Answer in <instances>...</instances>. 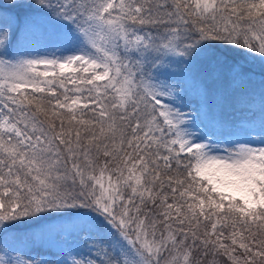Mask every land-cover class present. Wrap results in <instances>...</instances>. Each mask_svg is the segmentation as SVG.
<instances>
[{
  "label": "snow or ice",
  "instance_id": "snow-or-ice-1",
  "mask_svg": "<svg viewBox=\"0 0 264 264\" xmlns=\"http://www.w3.org/2000/svg\"><path fill=\"white\" fill-rule=\"evenodd\" d=\"M0 264H264V0H0Z\"/></svg>",
  "mask_w": 264,
  "mask_h": 264
}]
</instances>
